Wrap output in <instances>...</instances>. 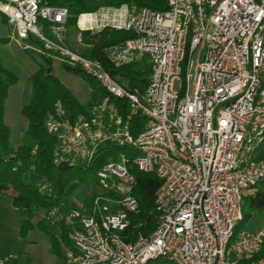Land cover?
<instances>
[{
    "label": "built area",
    "instance_id": "1",
    "mask_svg": "<svg viewBox=\"0 0 264 264\" xmlns=\"http://www.w3.org/2000/svg\"><path fill=\"white\" fill-rule=\"evenodd\" d=\"M167 5L163 12L123 5L78 17L81 34H135L103 52L114 68L148 58L145 89L130 92L102 60L64 46L67 9L38 0H0V15L20 40L39 39L107 94L87 115L72 120L58 106L48 116L47 132L58 141L55 164L88 169L107 145L137 153L119 154L103 165L90 207L79 201L69 210L61 204L39 215L68 231L70 246H64L61 264H264V225L237 230L245 200L264 186V159H257L264 146V0H167ZM139 119L145 122L133 128ZM132 167L155 174L162 184L155 230L128 241L131 217L139 212ZM38 191L53 194L46 180Z\"/></svg>",
    "mask_w": 264,
    "mask_h": 264
},
{
    "label": "trees",
    "instance_id": "2",
    "mask_svg": "<svg viewBox=\"0 0 264 264\" xmlns=\"http://www.w3.org/2000/svg\"><path fill=\"white\" fill-rule=\"evenodd\" d=\"M42 6L65 8L68 10V28L76 27L78 17L83 13L95 12L101 8H118L123 5L135 7L139 10L163 12L168 9L167 0H38ZM5 21V20H4ZM6 22V21H5ZM7 23V22H6ZM45 28V25H42ZM135 34L128 31L104 30L95 35L82 33V43L88 46L89 51L83 54L87 59H100L105 69L126 90L143 92L150 75L149 61L143 57L140 61L122 68L111 67L104 60L103 52L106 48L120 45L134 39ZM6 41V40H5ZM25 42L41 45L39 54L45 64L30 77L32 97L28 105L22 110V115L28 121V127L23 137V143L17 149L10 144L11 132L5 124V103L9 90L18 83V78L0 62V193L7 194L13 190L16 196L12 199L14 207L22 212L23 220L20 225V235L27 236L30 232L41 230L50 239V251L61 262L64 260L63 248L70 246L68 231L63 226H53L46 220H41L39 215L50 211L54 207L64 204V209L69 210L72 201L70 196L80 195L86 207L91 206L93 198L97 195V172L109 161H116L119 154L136 157L137 153L128 148L114 145L102 146L88 169L71 167L65 164H55V154L58 149L57 139L50 135L46 129L48 116L54 114L58 108L65 111L66 116L75 119L80 115H87L96 101L107 96L106 92L93 90L91 99L82 105L73 93L53 75L52 59L50 52L45 49L41 41L31 37ZM29 49V46L26 50ZM34 51V50H33ZM55 54V53H54ZM56 55V54H55ZM59 57V56H58ZM67 71L81 76L89 84L94 79L84 74L79 67H71L62 60ZM145 75L144 78L142 76ZM125 101L113 99V103L120 107ZM143 119L137 120L133 128L143 125ZM133 134L137 133V130ZM257 159H264V146L257 154ZM136 180L134 196L139 203V212L131 217L130 237L128 241H135L139 234L148 236L156 227V194L162 181L155 174H143L137 168H130ZM46 180L52 186V195H42L38 191V184ZM37 220L36 224L33 223ZM264 225V186L260 185L254 197L247 198L243 206V221L238 226L248 231H255ZM260 256H264L263 250ZM15 260L12 264H29ZM150 264H173L158 260Z\"/></svg>",
    "mask_w": 264,
    "mask_h": 264
},
{
    "label": "rangeland",
    "instance_id": "3",
    "mask_svg": "<svg viewBox=\"0 0 264 264\" xmlns=\"http://www.w3.org/2000/svg\"><path fill=\"white\" fill-rule=\"evenodd\" d=\"M42 26V23L38 25ZM46 35L51 37L46 31ZM6 40V41H5ZM64 46L74 53L83 56L89 51L82 43V34L76 27H69ZM29 46V49L26 50ZM41 45L25 42L18 38L14 26L8 25L0 15V62L4 68L12 72L18 83L9 90L5 103V124L10 129V144L17 149L23 143V137L28 127V121L22 115V110L29 104L32 97L30 77L45 64L40 56ZM34 50V51H33ZM52 59L53 75L67 87L82 105L91 99L93 90H100L101 85L95 80L89 84L81 76L69 72L54 53H49ZM147 60L148 58L145 57ZM75 67L73 64H69ZM145 75L142 76L144 78ZM180 82H176L175 90L179 91ZM16 194L10 190L7 194L0 193V262L13 259L29 264H61V261L50 251V239L41 230L30 232L27 236L20 235V225L23 220L22 212L16 209L12 199ZM80 195L70 196L72 203L79 202ZM37 220L33 221L36 224ZM239 228L238 231H243Z\"/></svg>",
    "mask_w": 264,
    "mask_h": 264
},
{
    "label": "crops",
    "instance_id": "4",
    "mask_svg": "<svg viewBox=\"0 0 264 264\" xmlns=\"http://www.w3.org/2000/svg\"><path fill=\"white\" fill-rule=\"evenodd\" d=\"M18 259H19V258H18ZM18 259H17V260H18Z\"/></svg>",
    "mask_w": 264,
    "mask_h": 264
}]
</instances>
